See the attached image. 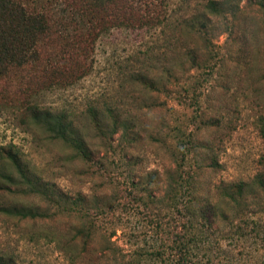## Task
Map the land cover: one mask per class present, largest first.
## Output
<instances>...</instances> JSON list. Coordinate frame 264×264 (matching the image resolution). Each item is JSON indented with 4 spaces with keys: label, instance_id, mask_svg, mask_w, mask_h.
Segmentation results:
<instances>
[{
    "label": "rangeland",
    "instance_id": "1",
    "mask_svg": "<svg viewBox=\"0 0 264 264\" xmlns=\"http://www.w3.org/2000/svg\"><path fill=\"white\" fill-rule=\"evenodd\" d=\"M181 1L170 0L168 28L112 30L76 56L65 76L42 73L37 63L12 69L0 80V175L18 179L3 159L2 151L10 148L38 179L72 199L86 196V213L97 229L94 248L111 238L127 260L168 245L180 228L177 207L183 196L191 193L201 204L218 205L222 182L251 183L264 175V10L242 0L238 13L207 16L202 28L197 11L186 6L178 11ZM188 1L199 10L200 0ZM54 9L60 17L62 6L56 3ZM180 17L187 18L179 29L170 27ZM61 50L59 43L44 49L52 53L53 66ZM26 105L65 115L91 160L79 159L30 124ZM1 186L11 190L0 191V207L29 209L46 218L0 212V256L13 264H70L63 247L81 219L16 192L22 187L14 180L0 177ZM228 213L231 219L233 210ZM248 216L264 221L262 214ZM217 219L211 239L234 233ZM243 229V239L211 242L208 264H264V234L250 224ZM70 248L84 258L80 242ZM90 256L94 262L96 256ZM105 261L114 264L110 257Z\"/></svg>",
    "mask_w": 264,
    "mask_h": 264
},
{
    "label": "trees",
    "instance_id": "2",
    "mask_svg": "<svg viewBox=\"0 0 264 264\" xmlns=\"http://www.w3.org/2000/svg\"><path fill=\"white\" fill-rule=\"evenodd\" d=\"M200 1V5H197L198 10L194 7L190 8L188 0H182L178 11L185 6L188 8L186 10L197 11L198 16L202 17L200 21L202 28H206L207 16L225 19L229 15H235L240 10L239 5L242 0ZM249 1H253L256 7L264 10V0ZM56 3L63 8L60 17H57L58 13L54 9ZM170 7V0H0V80L4 79L12 69L24 68L37 63H39L38 70L42 73L51 71L52 74L65 76L71 73L69 64L76 60V56L80 57L89 52L101 36L112 30L144 29L150 31L168 28ZM186 18L176 19L170 27L179 29ZM66 20L69 21L64 22ZM195 29L196 27H192L190 31ZM206 33L205 30L204 35ZM190 34L195 35L193 32ZM56 43L61 44L62 50L57 53L60 55V60L53 66L51 64L52 53L45 52L44 49ZM40 60H43L41 64ZM193 62H196L195 58ZM24 112L29 116L30 124L41 128L52 139L61 141L71 148L76 157L83 161L91 160V151L65 115L52 113L36 105H26ZM89 113L96 127L102 131L103 124L97 117V112L92 109ZM260 129L264 134V119H262ZM2 154L5 155L3 159L16 171L18 179L4 174L0 177L6 181L14 180L15 185L22 187V191L16 188V192L23 195H34L47 201L54 205L58 214H70L81 219L80 226L75 229L73 236L66 244L67 247H63L64 256L70 264L81 262L103 264L107 257H110V262L114 264L150 262L154 264H208L211 242L217 246L218 243L220 245L222 239H233L234 237L243 239L247 236L243 233V228L249 224L252 228H259L260 234H264L262 217L258 222L247 217L248 213L249 215L262 214L264 220V175L259 174L252 179L251 183L222 182L217 187L222 200L218 205L201 204L200 201L194 200L191 193L183 196L179 208L177 207L181 215L180 228L177 233L172 232L168 245L159 247L150 253H136L127 260V256L114 247L111 238L102 239L100 250L94 248L93 240L97 229L96 223L86 213V207L90 205L86 196L79 194L72 199L32 175L29 166L12 149H4ZM251 188L252 191H249ZM1 190L4 192L11 189L1 186ZM255 199L261 201L258 203ZM173 200L174 197H171L170 204H173ZM222 206L233 210L231 219L227 209L221 211ZM0 212L20 219L46 218L45 213L35 214L29 209L0 207ZM241 214L245 217L240 218ZM216 218L226 222L225 228L229 227L230 232L235 229L234 233L220 240L219 238L211 239L212 234L209 231L213 228ZM76 241L82 244L84 258L75 254L70 248ZM262 242L264 247V238ZM90 253L96 256L93 258L95 263L87 258L91 257ZM0 264L13 263L0 256Z\"/></svg>",
    "mask_w": 264,
    "mask_h": 264
}]
</instances>
